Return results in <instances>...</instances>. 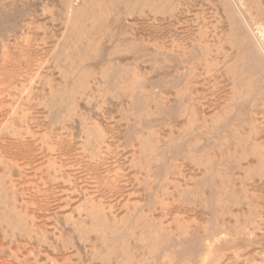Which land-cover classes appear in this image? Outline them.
I'll return each mask as SVG.
<instances>
[{
    "label": "rangeland",
    "instance_id": "1",
    "mask_svg": "<svg viewBox=\"0 0 264 264\" xmlns=\"http://www.w3.org/2000/svg\"><path fill=\"white\" fill-rule=\"evenodd\" d=\"M0 264H264V0H0Z\"/></svg>",
    "mask_w": 264,
    "mask_h": 264
},
{
    "label": "bare ground",
    "instance_id": "2",
    "mask_svg": "<svg viewBox=\"0 0 264 264\" xmlns=\"http://www.w3.org/2000/svg\"><path fill=\"white\" fill-rule=\"evenodd\" d=\"M245 30V29H244ZM236 39L237 40H239L241 43H243L246 39H247V35L244 33V31L242 30L241 32H236ZM249 37V36H248ZM261 44V43H260ZM255 50V49H254ZM252 51H253V49H252ZM251 52V51H250ZM254 52V51H253ZM252 53V52H251ZM251 53H249V55L251 54ZM254 56V55H253ZM261 55H259L258 57H259V59H257V60H263L261 57H260ZM253 58V57H252ZM252 58H250V59H252ZM254 58H255V56H254ZM256 60V61H257ZM255 61V60H254ZM258 62V61H257ZM261 62V61H260ZM259 62V63H260ZM243 63V62H242ZM259 65V64H258ZM260 65H261V63H260ZM253 66H257L256 64L255 65H253ZM255 68V67H254ZM251 69H252V67H251ZM250 69V70H251ZM256 69H257V67H256ZM249 70V69H248ZM254 70V69H253Z\"/></svg>",
    "mask_w": 264,
    "mask_h": 264
}]
</instances>
